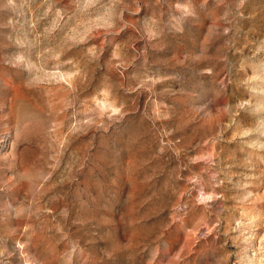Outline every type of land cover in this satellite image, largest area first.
I'll return each instance as SVG.
<instances>
[{
	"label": "rangeland",
	"instance_id": "374dc122",
	"mask_svg": "<svg viewBox=\"0 0 264 264\" xmlns=\"http://www.w3.org/2000/svg\"><path fill=\"white\" fill-rule=\"evenodd\" d=\"M0 264H264V0H0Z\"/></svg>",
	"mask_w": 264,
	"mask_h": 264
}]
</instances>
